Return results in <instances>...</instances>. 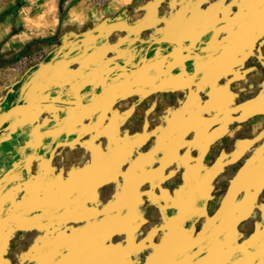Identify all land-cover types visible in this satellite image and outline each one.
Wrapping results in <instances>:
<instances>
[{
  "label": "crops",
  "instance_id": "1",
  "mask_svg": "<svg viewBox=\"0 0 264 264\" xmlns=\"http://www.w3.org/2000/svg\"><path fill=\"white\" fill-rule=\"evenodd\" d=\"M207 2L213 0H199L193 9ZM128 3L111 1L112 9L104 10V16ZM81 5L79 1L72 11ZM222 7L221 13L226 10ZM92 14L88 8L79 19L87 24ZM138 20L121 24L138 26ZM52 25L42 36L53 33ZM261 25L251 22L250 30L257 32ZM136 26L122 27L143 35L144 28ZM167 39H180L186 45L181 37L157 41ZM219 46L216 53L225 47L218 50ZM150 49V45H128L123 52L131 54L122 57L127 64L122 66L140 74L143 68L128 66L139 51ZM152 60L147 56L143 64ZM52 67L56 79H23V73L0 69L5 75L0 79V264H252L248 254L252 238L227 236L228 221L214 215L215 209L206 225L199 227L206 209L201 183L188 174L186 151L169 144L181 141L183 131H188L187 109H180V122L171 123V108L165 114L143 108L141 93L130 86L136 79L114 81L112 74L77 79L75 93H70L67 90L76 79L59 75L68 67L57 70L63 67L58 63ZM102 83L107 85L100 95L93 90L82 94L87 85L94 88ZM19 84L26 86L22 98L13 94ZM74 95L80 101L75 98L70 108L66 100ZM22 103L36 105L3 120L6 106L11 109ZM159 133L165 135L162 145ZM196 159L194 164L199 162ZM185 177L184 186L180 181Z\"/></svg>",
  "mask_w": 264,
  "mask_h": 264
},
{
  "label": "rangeland",
  "instance_id": "2",
  "mask_svg": "<svg viewBox=\"0 0 264 264\" xmlns=\"http://www.w3.org/2000/svg\"><path fill=\"white\" fill-rule=\"evenodd\" d=\"M47 1L0 0V69L23 73V79H56L52 64H61L63 67L57 70L68 67L69 71H62L60 79H76L67 90L70 93H75L77 79H103L108 74L114 75V81L136 79L130 86L141 93L143 108H156L159 114L171 108V123L180 122V109H187L188 131H183L181 141L169 144L181 145L179 149L186 151L188 174L201 183L206 209L199 227L206 225L215 209L214 215L228 221L224 223L226 235L251 237V262L264 264V2L213 0L193 9L199 0L189 4L179 0H123L129 2L128 6L105 17L104 10L112 9L110 3L115 0ZM79 1L82 5L72 11ZM221 5L226 9L222 13ZM88 8L92 9L93 20L84 24L85 20L79 18ZM127 20H138L139 25L121 24ZM254 21L262 23L257 32L250 30ZM51 25L55 27L53 33L42 36L44 30L53 29ZM120 25L144 28L143 35ZM256 33L262 36L248 44L225 45L221 51L206 55L230 40ZM174 37L183 38L186 45L181 46L180 39H176L179 45L170 40L157 41ZM102 45H109L108 49H102ZM128 45H150L148 53L139 51L128 66L143 68L138 75L119 67L127 65L122 57L131 54L123 52ZM147 56L153 59L147 61L148 65L143 64ZM106 85H87L81 91L85 94L93 90L100 95ZM24 88L17 85L13 93H19L16 98L25 95ZM69 98L66 101L71 108L79 97ZM9 108L6 106L4 112ZM159 134L162 145L165 135ZM197 156L199 162L194 164ZM180 182L184 186L188 183L186 177ZM239 221L240 228H235Z\"/></svg>",
  "mask_w": 264,
  "mask_h": 264
},
{
  "label": "water",
  "instance_id": "3",
  "mask_svg": "<svg viewBox=\"0 0 264 264\" xmlns=\"http://www.w3.org/2000/svg\"><path fill=\"white\" fill-rule=\"evenodd\" d=\"M258 34H255L254 36H251V37H248V38H246V40H238V41H235V42H237V43H244V42H246V41H252V40H254L256 37H258L257 36ZM261 35V34H260ZM248 39H250V40H248ZM168 40V39H167ZM170 41H173L174 43H178V42H176V39H169ZM161 41V40H160ZM234 40H230V41H228V42H226L225 43V45L227 44V43H234L233 42ZM222 47H224V46H222ZM221 46H219V48H218V50L219 49H221L222 48ZM188 48V47H187ZM191 49V48H190ZM217 50V51H218ZM189 51H193L192 49L191 50H189ZM213 53H216L215 51L214 52H210V53H208V54H206V55H212ZM200 56H202V55H200ZM121 67H124L125 68V66H121ZM109 76V75H108ZM18 105V104H17ZM17 105H15L14 107H12L11 109H9L8 110V112H6V116L4 117V121L5 120H7L9 117H11L12 116V114H14L16 111L14 110L16 107H17Z\"/></svg>",
  "mask_w": 264,
  "mask_h": 264
},
{
  "label": "bare ground",
  "instance_id": "4",
  "mask_svg": "<svg viewBox=\"0 0 264 264\" xmlns=\"http://www.w3.org/2000/svg\"><path fill=\"white\" fill-rule=\"evenodd\" d=\"M262 29H264V26H262ZM262 33H264V32H262ZM256 34H258L257 36H259L261 33H256ZM178 40V39H177ZM243 40V39H242ZM244 40H246V39H244ZM248 40H250V39H248ZM178 41H180L181 42V40H178ZM235 41H238V40H234L233 42L234 43H237V42H235ZM246 42H248V41H246ZM245 43V42H244ZM229 43H227L226 45H228ZM182 46V45H181ZM221 47L222 46H225V43L224 44H222V45H220ZM34 103H22V104H18L17 105V107L14 109L15 111H19V110H23V109H29V108H31V107H33L34 105H33Z\"/></svg>",
  "mask_w": 264,
  "mask_h": 264
},
{
  "label": "snow or ice",
  "instance_id": "5",
  "mask_svg": "<svg viewBox=\"0 0 264 264\" xmlns=\"http://www.w3.org/2000/svg\"><path fill=\"white\" fill-rule=\"evenodd\" d=\"M261 2H264V0H261Z\"/></svg>",
  "mask_w": 264,
  "mask_h": 264
}]
</instances>
